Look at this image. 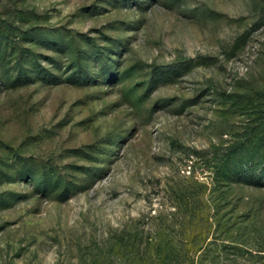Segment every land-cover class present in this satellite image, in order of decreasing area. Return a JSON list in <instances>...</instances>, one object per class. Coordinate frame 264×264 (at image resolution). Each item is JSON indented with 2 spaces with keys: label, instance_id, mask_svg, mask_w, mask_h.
Masks as SVG:
<instances>
[{
  "label": "rangeland",
  "instance_id": "rangeland-1",
  "mask_svg": "<svg viewBox=\"0 0 264 264\" xmlns=\"http://www.w3.org/2000/svg\"><path fill=\"white\" fill-rule=\"evenodd\" d=\"M263 119L264 0H0V264H89Z\"/></svg>",
  "mask_w": 264,
  "mask_h": 264
},
{
  "label": "trees",
  "instance_id": "trees-1",
  "mask_svg": "<svg viewBox=\"0 0 264 264\" xmlns=\"http://www.w3.org/2000/svg\"><path fill=\"white\" fill-rule=\"evenodd\" d=\"M251 149L264 150L262 126L216 159L213 188H181L173 211L163 208L137 228L121 227L96 241L89 264H264V224L252 229L258 212L255 205L242 210L237 193L247 186L264 188V154L239 155Z\"/></svg>",
  "mask_w": 264,
  "mask_h": 264
}]
</instances>
